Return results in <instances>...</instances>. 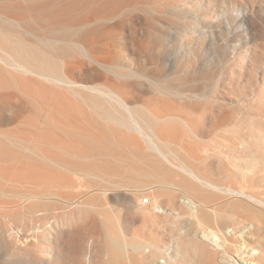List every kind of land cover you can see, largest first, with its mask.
I'll return each instance as SVG.
<instances>
[{
  "label": "bare ground",
  "instance_id": "6f19581e",
  "mask_svg": "<svg viewBox=\"0 0 264 264\" xmlns=\"http://www.w3.org/2000/svg\"><path fill=\"white\" fill-rule=\"evenodd\" d=\"M8 1L0 0V264H264L262 129L234 123L204 142L212 116L102 78L127 76L111 62L129 52L124 22L78 41L59 35L116 13L55 21V0ZM103 1L133 0L91 3ZM74 65H87L85 75L71 74ZM112 197L126 216H113Z\"/></svg>",
  "mask_w": 264,
  "mask_h": 264
},
{
  "label": "rangeland",
  "instance_id": "374dc122",
  "mask_svg": "<svg viewBox=\"0 0 264 264\" xmlns=\"http://www.w3.org/2000/svg\"><path fill=\"white\" fill-rule=\"evenodd\" d=\"M69 2L55 0L54 8L49 6L58 10L55 21H94V16L105 9L116 15L104 17L88 30H59L61 38L70 36L78 41L102 32L111 23H125L120 31L127 39L129 52L123 60L111 62L122 65L127 76L121 78L102 70V78L109 76L122 82L129 92L144 97L161 95L181 108L191 105L197 114L212 116L216 126L206 124L200 129L204 142L222 140L234 123H250L264 134V0H133L123 4L82 0L81 5L89 7L85 11L86 7L76 10L79 4ZM98 7L102 11H95ZM36 13L43 18L41 21L49 18ZM64 14L68 16L63 18ZM87 67L74 65L70 73L85 75ZM140 104L143 102L136 103ZM257 115L260 121L255 118ZM111 205L113 216L127 215V211L119 212L124 205L121 199L112 197ZM5 216L6 213L0 217ZM129 235L133 238V233ZM127 262L124 260V264Z\"/></svg>",
  "mask_w": 264,
  "mask_h": 264
}]
</instances>
